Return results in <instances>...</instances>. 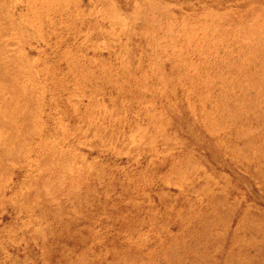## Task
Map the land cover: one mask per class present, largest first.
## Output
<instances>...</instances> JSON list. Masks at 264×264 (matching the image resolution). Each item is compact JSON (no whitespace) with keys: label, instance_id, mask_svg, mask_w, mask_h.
Returning a JSON list of instances; mask_svg holds the SVG:
<instances>
[{"label":"rangeland","instance_id":"rangeland-1","mask_svg":"<svg viewBox=\"0 0 264 264\" xmlns=\"http://www.w3.org/2000/svg\"><path fill=\"white\" fill-rule=\"evenodd\" d=\"M0 264H264V0H0Z\"/></svg>","mask_w":264,"mask_h":264}]
</instances>
